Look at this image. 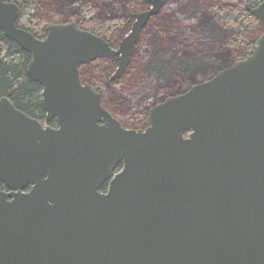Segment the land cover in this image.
<instances>
[{
    "label": "water",
    "instance_id": "95a60500",
    "mask_svg": "<svg viewBox=\"0 0 264 264\" xmlns=\"http://www.w3.org/2000/svg\"><path fill=\"white\" fill-rule=\"evenodd\" d=\"M148 2L114 47L76 21L39 38L0 0V30L31 54L58 124L0 97V264H264V32L250 55L127 128L80 67L114 57L110 80L121 77L165 5ZM252 13L264 30V0Z\"/></svg>",
    "mask_w": 264,
    "mask_h": 264
},
{
    "label": "trees",
    "instance_id": "16d2710c",
    "mask_svg": "<svg viewBox=\"0 0 264 264\" xmlns=\"http://www.w3.org/2000/svg\"><path fill=\"white\" fill-rule=\"evenodd\" d=\"M7 1L19 6L17 25L39 38L46 36L50 24L76 21L114 47L130 32L136 13L150 6L148 0ZM262 1L165 0L166 6L143 28L137 50L121 77L110 80L118 58L104 57L80 67L82 81L96 87L103 105L112 114L119 109H134L129 127L145 128L149 108L158 101L185 92L200 82L201 76L211 77L252 53L256 40L264 32L252 9ZM30 60L31 54L0 30V97H9L31 117L45 120L43 86L28 75ZM144 76L153 77L154 82L149 89L142 87L134 103L128 91ZM50 122L57 124L56 120ZM122 122L124 125L125 121ZM3 186L0 179V188Z\"/></svg>",
    "mask_w": 264,
    "mask_h": 264
},
{
    "label": "rangeland",
    "instance_id": "374dc122",
    "mask_svg": "<svg viewBox=\"0 0 264 264\" xmlns=\"http://www.w3.org/2000/svg\"><path fill=\"white\" fill-rule=\"evenodd\" d=\"M175 4H172V6H174ZM166 5H164V7H165ZM140 12V11H139ZM195 22V21H194ZM186 24H188L187 22H185ZM192 23V22H191ZM205 53H206V55H205ZM205 53H203V55H205L206 57L208 56V52H205ZM215 75V74H214ZM213 75V76H214ZM209 77H210V75H208ZM208 76H207V74L206 75H204V76H201V78H199L198 80L199 81H203V80H206L207 78H208ZM154 82V78L153 77H151V76H147V77H145L144 76V78L142 79V80H139V81H137L136 83H135V85L131 88V90H130V92L128 91V94H129V96H131V101L133 102L134 101V103H137V98H138V96H140L141 94H140V90H142V87L144 86L145 88H147V89H149L148 87H149V85H152V83ZM84 83H87V82H84ZM142 93H144L143 91H142ZM147 94L148 95H151L152 94V92L151 91H147ZM155 101V100H154ZM159 102V101H158ZM133 111H134V109H130V110H128V111H121V109H119V110H117V111H115L114 113H113V115L115 116V117H117L118 119H120V120H122V121H125V124H124V126H126L127 128H131V127H133V126H130L129 127V125H132V123H131V120H130V118H131V113H133ZM123 123V122H122ZM49 125H51V126H56L57 124H54V123H48Z\"/></svg>",
    "mask_w": 264,
    "mask_h": 264
},
{
    "label": "flooded vegetation",
    "instance_id": "af4514ba",
    "mask_svg": "<svg viewBox=\"0 0 264 264\" xmlns=\"http://www.w3.org/2000/svg\"><path fill=\"white\" fill-rule=\"evenodd\" d=\"M115 72V71H114ZM113 72V73H114ZM212 77V76H211ZM210 78V77H209ZM208 79V78H207ZM87 84H89V83H87ZM21 110V109H20ZM27 114V113H26ZM29 115V114H28ZM40 120V119H39ZM53 120H56V119H53ZM42 122H44L45 123V125H49L48 123H50V122H46V119L45 120H41ZM51 126V125H50ZM58 126V124L56 125V126H53V127H57ZM117 172V171H116ZM106 184H108V182H106L104 185H106ZM30 187H28L26 190H28ZM107 188H108V186H107ZM107 188H106V190H107ZM0 189H3V190H6V191H9V189L4 185L2 188H0ZM106 190H103V191H106Z\"/></svg>",
    "mask_w": 264,
    "mask_h": 264
}]
</instances>
